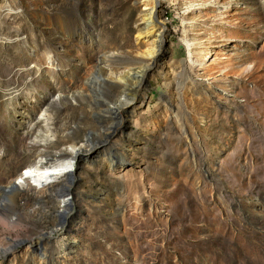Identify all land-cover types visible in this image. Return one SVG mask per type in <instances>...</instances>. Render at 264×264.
I'll return each instance as SVG.
<instances>
[{"label":"rangeland","instance_id":"374dc122","mask_svg":"<svg viewBox=\"0 0 264 264\" xmlns=\"http://www.w3.org/2000/svg\"><path fill=\"white\" fill-rule=\"evenodd\" d=\"M160 1L152 65L134 34L98 37L136 0H0V264H264V0ZM107 56L151 67L122 112L87 70ZM62 158L42 187L26 173Z\"/></svg>","mask_w":264,"mask_h":264},{"label":"bare ground","instance_id":"6f19581e","mask_svg":"<svg viewBox=\"0 0 264 264\" xmlns=\"http://www.w3.org/2000/svg\"><path fill=\"white\" fill-rule=\"evenodd\" d=\"M136 3H137L136 6L138 8L137 16H135L134 18L136 26L130 27L126 25L124 22L120 23L119 21L117 23H114L112 29L104 28L99 33L98 37L100 41L104 39L116 40L117 38H121L123 39V41L129 42L134 34L135 39L137 41H143V40L147 41L148 48H146V50L140 54L146 56L153 65V62L156 61V59H158L159 56H162V53L165 52L163 42L165 41L167 32L165 29V24L161 20V15H160V7L162 6L161 1L136 0ZM43 19L45 24H47L48 26H55L59 29H63V25H62L63 20L59 19L58 17L55 16L54 18H52L51 16L47 15V16H43ZM104 59H106L107 62H105ZM109 59H110L109 56L105 58L104 57L101 58L100 63L103 64L102 66L100 64L95 65L91 63L87 65V70L90 72H92L94 68H96L101 72L102 70L107 69L108 73H112L113 78L111 79L102 78L98 80L105 86H107L106 84L108 83L107 81H110V83L108 84L109 88L115 89V93H116L115 97L110 99L113 101L115 106L111 104H106V107L108 109L116 108L117 110H120L122 107L123 100L126 98L129 99V103L132 104V106H136V104L138 103L136 97L139 93L141 83L145 80V77L147 76L148 72L151 70V67H149L148 63L145 61H141V65L136 67L132 65L133 61H124L126 68H124L122 71L117 72L112 70V67L109 65L110 64ZM205 72L206 69L204 70L203 73L204 76H207ZM25 75L26 72L20 73L19 79H23ZM203 84H204V80H201V82L198 83V85L200 86H203ZM87 87L88 86L86 85V83H84V86H82V88L84 89H87ZM121 112L118 113L122 114ZM101 118H105V116L101 115ZM100 127L101 129L108 131L109 133L108 137L110 138V141L115 145L117 144L118 145L117 148L121 150L123 153H128L129 151L132 150L134 151V145L131 143L130 135H120L116 129H113L112 127H106L103 124H100ZM73 147L75 151H78L80 149V148H76V146ZM74 157L76 158V156ZM72 162H74V160L70 158H62L54 162V164L43 163L40 166L34 167V170L29 169V171H26V173L34 172L35 175L33 180H35L37 184L39 183V185L42 187L44 185L42 181L47 180L49 176L55 174L59 176L65 175L69 166L72 165ZM113 165H114L113 162L107 159V166L112 167ZM123 165H124V160H122L120 162V165L118 166L120 167ZM20 178L21 179L24 178L22 174L20 175ZM19 180L20 179L18 178L17 181L20 182ZM11 187L18 189V185L14 183L12 184ZM61 204H63L64 206L66 204V200L64 199L61 200L60 206ZM6 253H7V248L4 246L0 247V259L4 258Z\"/></svg>","mask_w":264,"mask_h":264}]
</instances>
